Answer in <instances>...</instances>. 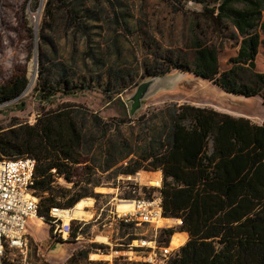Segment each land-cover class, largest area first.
Listing matches in <instances>:
<instances>
[{
    "label": "trees",
    "instance_id": "1",
    "mask_svg": "<svg viewBox=\"0 0 264 264\" xmlns=\"http://www.w3.org/2000/svg\"><path fill=\"white\" fill-rule=\"evenodd\" d=\"M193 1L202 3L197 14L211 33L233 28L232 37L238 41L236 54L221 70L217 46L200 38L197 32L200 23L194 18L190 42L184 48L155 52L151 63L142 61L143 77L171 70L189 72L227 93L245 97L258 95L264 105V72L255 67V58L263 43L259 30L264 33L261 20L264 0H214L213 4ZM108 12L103 0H45L43 20L37 31L40 51L34 87L42 98L50 99L57 92L66 93L75 79L78 86L85 88L89 87L90 79L111 77L112 66L100 72L106 63L89 43L91 30L102 27L92 22L107 21ZM112 13L111 21L123 25L114 7ZM59 27L70 30L73 36L79 34L87 42L80 73L73 65L74 47L63 59L55 39L46 34L56 32ZM135 73L136 70L122 67L114 71V78L116 82L125 81L132 79ZM27 83L25 73L0 81V103L20 96ZM70 105L65 102L44 112L33 124L13 122L0 128V159L31 157L35 160L31 188L39 198L38 216L50 224V232L54 228L49 215L51 207L71 208L82 198L101 195L93 190L99 184L93 181L92 174L80 180L84 186L73 179L76 167L89 165L81 149L85 136L91 132L89 128L84 130L86 122L78 121V111L72 110ZM92 120L93 127L100 128V118L93 115ZM147 134L148 140L139 154L120 164L116 176L134 175L140 170L161 171V186L156 190L161 198L162 215L181 218L178 230L186 232L188 237L169 264H264V124L212 107L174 103L164 110L159 125ZM114 149L108 152L110 157ZM108 159L100 166L101 170L107 171L117 164L116 159ZM58 177L72 182V186L60 185ZM126 185V198L140 196L136 193L146 189L133 182ZM175 231L174 228L163 230L162 240L167 241ZM176 233L183 240L185 234ZM69 237H76V232L72 230ZM104 247L92 243L83 252H73L68 262L77 264L78 258L88 259L89 252ZM87 261L88 264H107ZM2 263L21 264L13 257H5Z\"/></svg>",
    "mask_w": 264,
    "mask_h": 264
},
{
    "label": "rangeland",
    "instance_id": "2",
    "mask_svg": "<svg viewBox=\"0 0 264 264\" xmlns=\"http://www.w3.org/2000/svg\"><path fill=\"white\" fill-rule=\"evenodd\" d=\"M205 1L213 4L214 0ZM44 2L45 0H0V81L4 82L21 73H25L28 79L27 86L20 96L0 103V128L13 122L33 124L44 112L60 107L65 102L71 104V109L78 111V121L86 122L84 130L89 128L91 132L85 136L81 149L83 158L89 159L86 164L90 167H76L73 179L84 186L80 180L92 174L93 181L99 184L93 190L101 195L96 198H82L88 199L89 202L82 204L78 210L74 207L81 200L71 207L72 216H83L87 220L80 226L74 220L75 217L72 218L70 232L74 230L76 237H54L53 230L49 231V223L39 217H30L25 230L26 253L12 249L7 250L6 256L16 258L21 264H71L68 258L73 252H83L92 243H97L106 247L89 252L88 259L78 258L77 264H88L87 260L105 261L107 264H148L124 250L129 249L127 244L132 239H153L154 229L151 225L135 226L121 221L113 225H103L102 219L108 211L114 210L117 198L125 197L126 188L123 186L126 182L137 181L138 186L146 188L144 192L139 190L136 194H150L155 197L158 187L152 183V179H158L161 171L153 174L140 170V178L133 181L130 180L131 177L126 178L127 175L116 176L118 166L124 165L139 154L148 140L150 133H147L159 125L164 110L174 103L208 106L233 116L249 118L258 124H264V105L258 95L245 97L227 93L192 73L171 70L159 76L155 89L141 101L140 108L134 114L130 113V96L136 86L146 79L142 75V61L151 63L155 52L163 53L177 47L184 48L190 42V29L194 18H198L200 23L197 29L200 38L217 46L221 70L227 67L228 59L236 54L238 41L232 37L233 28L230 27L226 32L219 34L211 33L197 14L202 8V3L193 0H103L107 12L109 11L108 20L92 22L102 24V27L91 30L89 43L106 63L100 72L112 66L111 77L104 75L101 80L90 79L87 81L89 87L85 88L78 86L79 83L75 79L66 93L57 92L50 99H44L34 89L40 51L37 31L43 20ZM113 7L123 25L111 21L114 17ZM97 16L101 18L102 15L98 13ZM261 20L264 22V14ZM259 33L263 43L259 46L255 67L264 72V33L261 30ZM46 34L55 39L59 56L63 59L69 56L74 47L73 65L76 72L80 73L81 58L87 46L84 38L79 34L73 36L70 30L65 31L62 27L54 33L47 31ZM96 48L101 50L97 51ZM122 67L126 70H136V73L132 79L116 82L114 71L121 70ZM93 115L100 118V128L93 127ZM103 129L106 130L104 134ZM112 148L115 149L110 157L108 152H112ZM108 158L116 159L117 164L103 171L100 166H103ZM153 175L157 177L153 178ZM57 182L62 186H72V182L63 177H58ZM75 190H78V186ZM85 206L87 210L84 209ZM177 231L180 230L176 229ZM158 235L159 231L157 237ZM177 236L178 233L174 234L172 240H180ZM172 257L160 264H169Z\"/></svg>",
    "mask_w": 264,
    "mask_h": 264
},
{
    "label": "built area",
    "instance_id": "3",
    "mask_svg": "<svg viewBox=\"0 0 264 264\" xmlns=\"http://www.w3.org/2000/svg\"><path fill=\"white\" fill-rule=\"evenodd\" d=\"M34 168L35 160L31 157L0 159V264H3L2 261L5 257H9L6 256L7 250H18L23 254L27 251V234L25 231L27 220L30 217H39V198L31 188L34 179ZM139 173L140 171L134 175H127L126 178L131 177L130 180L136 181L140 178ZM161 181V174H159L158 179H152V183L158 188L161 186ZM135 184H137V181ZM123 187L128 186L124 184ZM119 204H124L126 207L118 208ZM71 209L56 206L50 208L49 215L52 218L51 222L54 223V236L67 237L73 217L80 226L87 222L83 216H70L65 220L64 211H70ZM110 213L116 222L132 223L135 226L148 224L153 227V239L149 241L143 238L132 239L127 244L130 251L124 250V252L132 253L131 256L134 258L143 260L148 264H160L162 261L168 260L178 252L182 243L186 241L187 234L184 231H179L185 234L183 240H172L176 231L169 236L167 241L162 240L160 233L168 228L178 229L182 224V219L162 215L159 194L155 197H119L114 210H110ZM158 231L159 235L157 237ZM134 241L136 242L134 243Z\"/></svg>",
    "mask_w": 264,
    "mask_h": 264
},
{
    "label": "water",
    "instance_id": "4",
    "mask_svg": "<svg viewBox=\"0 0 264 264\" xmlns=\"http://www.w3.org/2000/svg\"><path fill=\"white\" fill-rule=\"evenodd\" d=\"M159 76L160 75H153L146 77L144 81L136 86L135 91L130 96V100L132 101L130 108L131 114H134L135 111L140 108L142 104L141 101L155 89L156 80L160 78Z\"/></svg>",
    "mask_w": 264,
    "mask_h": 264
},
{
    "label": "crops",
    "instance_id": "5",
    "mask_svg": "<svg viewBox=\"0 0 264 264\" xmlns=\"http://www.w3.org/2000/svg\"><path fill=\"white\" fill-rule=\"evenodd\" d=\"M178 71V70H176ZM180 73H189V72H181V71H178ZM196 77V76H195ZM261 100V99H260ZM208 107V106H207ZM148 173H153V174H157L158 172L160 171H146ZM152 177H156L155 175H153ZM98 216V215H97ZM104 221L103 225H113L116 223V221L114 220L113 218V215L108 211V213H106L102 219ZM186 239H187V236H186Z\"/></svg>",
    "mask_w": 264,
    "mask_h": 264
},
{
    "label": "bare ground",
    "instance_id": "6",
    "mask_svg": "<svg viewBox=\"0 0 264 264\" xmlns=\"http://www.w3.org/2000/svg\"><path fill=\"white\" fill-rule=\"evenodd\" d=\"M36 64V63H35ZM35 70V69H34ZM89 200L88 199H81V201L74 207V209L78 210L81 208L82 204L84 203H88ZM128 206V205H127ZM86 207V206H85ZM126 207L124 204H119L118 208H123ZM73 209V208H72ZM72 209L70 211H64L65 217L64 219L69 218L70 216H72ZM86 210V209H85Z\"/></svg>",
    "mask_w": 264,
    "mask_h": 264
}]
</instances>
